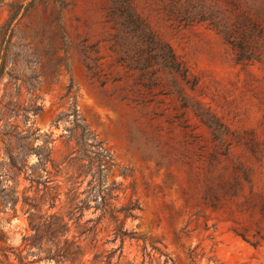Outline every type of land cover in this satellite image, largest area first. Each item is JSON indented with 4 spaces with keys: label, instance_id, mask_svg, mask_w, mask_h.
<instances>
[{
    "label": "rangeland",
    "instance_id": "1",
    "mask_svg": "<svg viewBox=\"0 0 264 264\" xmlns=\"http://www.w3.org/2000/svg\"><path fill=\"white\" fill-rule=\"evenodd\" d=\"M0 69V264H264V0H0Z\"/></svg>",
    "mask_w": 264,
    "mask_h": 264
},
{
    "label": "trees",
    "instance_id": "2",
    "mask_svg": "<svg viewBox=\"0 0 264 264\" xmlns=\"http://www.w3.org/2000/svg\"><path fill=\"white\" fill-rule=\"evenodd\" d=\"M18 15V11L14 12L10 19H9V25H11L13 23V21L17 18ZM3 69H0V78L3 76ZM41 109V107H37V111H39ZM78 127H80L82 129V134L80 135V138L78 140V143L80 145V147L83 149L84 152L88 153V146H90V144L88 143V134H87V129L84 125H78ZM39 130L33 132L30 135V138L33 137L32 139L34 140V142L37 141L39 136H36ZM50 140H45V142L43 143V145H36L35 147H33L31 149V153H35L38 157V163L35 165V168H41V169H46L48 162L51 161V157H52V148L49 146ZM89 158V156H87ZM109 155H107L105 153V151L103 150H99L97 152H95V157L91 158L92 160H97L99 161L100 167H99V171L98 173L101 174L102 173V159L103 158H108ZM37 183L40 184L41 183V177L37 179ZM109 194V193H108ZM106 205V204H104ZM72 210L71 213L75 214L78 212H81V216H83L84 213V207L78 202L72 205ZM128 211V210H126ZM131 215V214H129ZM49 219H46L45 222L43 224H34L32 218L30 217V226L33 230H35V235L33 237L30 238H24V242L27 240H32V242L30 243V245L33 246H41V243L44 239V236L41 235V229L43 228L44 232L48 233L49 235V239L50 241H56L55 245H56V249H50L48 251L47 256L45 257L46 260H54L56 262V264H59L61 262H64L67 259H70L71 261H74L76 259V257L79 254L80 251V245L77 244L76 242H71L70 244H68V239L65 238L64 242V246L60 247L59 246V239L61 237H64L70 230L69 228V224L68 222H66L62 217L58 216L57 214H53L50 215L48 217ZM123 227H119L117 228V237L120 235L121 241H122V245L120 246L119 250H121V255L123 253V244H124V237L126 235V232L123 231L122 229ZM130 238H134V236H130ZM117 239V238H116ZM136 239H139L138 237H136ZM28 245V244H27ZM10 249L12 248H2L0 249L3 253H4V257L5 258H9V253H10ZM117 249H113L110 253H108L107 255L103 256V255H98L96 254L93 258L92 263L93 264H114L113 263V259L115 257V252ZM16 259L19 262V264H34L37 261H30L28 259L27 256H25L23 254V251H17V253H15ZM42 260V258H39V261Z\"/></svg>",
    "mask_w": 264,
    "mask_h": 264
}]
</instances>
